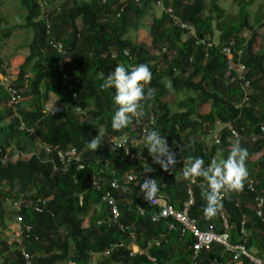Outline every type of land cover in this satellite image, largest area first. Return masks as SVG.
Instances as JSON below:
<instances>
[{
  "label": "trees",
  "instance_id": "16d2710c",
  "mask_svg": "<svg viewBox=\"0 0 264 264\" xmlns=\"http://www.w3.org/2000/svg\"><path fill=\"white\" fill-rule=\"evenodd\" d=\"M18 2L24 11L18 29H27L32 37L25 44L28 53L17 67L16 77L0 55V72L11 74L8 80L19 99L15 110L9 106L7 89L0 85V229L4 234L13 232L9 204L13 216L21 217L24 228L30 224L31 231H26L22 243L0 235V264H26L21 247L33 256L30 264H68L70 260L92 264L94 256H99L97 264H253L247 258L234 262L218 244L193 257L194 237L183 235L179 229L170 230L165 221L152 222L154 209L147 205L139 187L146 173L144 167L151 166L149 174L157 179L158 192L181 208L189 186L181 175L183 161L188 156L201 157L205 164L216 155L225 159L237 140L248 152V175L242 189L227 193L218 214L206 219L203 181L197 178L190 214L205 231L224 232L226 221L231 242L245 240L247 248L263 258L264 207L259 217L255 197H264V136L259 137L264 125V35L250 22L248 8L253 3L238 0L240 11L237 19H231L220 0H165V8H172L182 22L193 25L194 34L174 23L163 9L160 16L153 15L151 44L147 45L134 42L128 32L154 9L155 0ZM121 7L124 10L119 13ZM263 18L264 10L260 21ZM260 26L264 27V22ZM6 30L10 34L0 25L1 42L8 38ZM198 39L213 40L218 45L196 44ZM232 41L234 50L243 51L239 60L248 67L251 79L249 104L242 107H237L244 95L242 84L237 73L229 71L228 58L222 51ZM140 63L149 66L152 78L146 88L154 91L153 97L144 102L141 119L153 115L155 121L149 129L160 130L176 153L178 162L169 171L149 162L153 158L143 143L131 148L136 154L131 158L110 140L136 137L140 129L134 128L136 119L120 131L111 128L117 107L112 99L114 89H101L99 85L117 64ZM166 78L175 92H192L193 97L178 101L177 110L171 109L167 99L170 90ZM76 107L84 113L75 111ZM228 121H235L239 138L224 129L216 143L217 126ZM100 129L104 136L92 151L87 142L99 135ZM254 136L259 137L255 142ZM72 148L86 162L84 168L71 164L67 172L55 171L53 167L61 165L58 151ZM129 175L135 179L128 182ZM95 178L99 187L93 185ZM114 179L119 188H111ZM251 180L254 191L249 188ZM107 192L118 205L119 223L136 233L139 246L160 240L148 250L155 260L147 254H130L126 248L132 240L129 231L107 221L99 224L110 214L109 205L101 202ZM22 194L27 199H46L42 212L28 206L17 212L15 202ZM139 203L145 207L143 214L137 211ZM14 220L17 223L18 217ZM113 243L125 246L105 255Z\"/></svg>",
  "mask_w": 264,
  "mask_h": 264
},
{
  "label": "built area",
  "instance_id": "2783aa9c",
  "mask_svg": "<svg viewBox=\"0 0 264 264\" xmlns=\"http://www.w3.org/2000/svg\"><path fill=\"white\" fill-rule=\"evenodd\" d=\"M141 0H134L135 3H140ZM165 0H155V4L158 7H162L167 10L168 13H170L172 21L174 23L181 25L183 28L190 29V33L194 34V27L193 25H190L186 22H182L177 15L173 13L172 8H165L164 5ZM124 7L120 8V12H123ZM203 44L207 47H212L218 45L213 40L209 39H198L196 41V44ZM234 42L232 41L230 45H226L222 48L223 53L226 54L228 58V68L229 71H234L237 73V77L239 81L242 84V89L244 92L242 103L237 105V107L245 106V104H249L250 100V94H251V81L248 77V67L244 65V63H241L239 60V57H241L243 51L242 50H234L233 48ZM165 50V49H164ZM232 57H234L232 59ZM236 57V58H235ZM235 59V60H234ZM11 74H8V76H5L2 72H0V85L4 86L5 89H7L10 100V105L16 110L17 105L19 102L18 95L16 89H14L12 86H10L9 83V77ZM247 106V105H246ZM53 110H55L53 108ZM84 109H81L80 107H76L75 111H78L80 113H84ZM154 116L150 115L149 119L143 120L141 118L136 119V123L134 124L135 130H139L137 132L136 137H129V136H121V137H113L110 140L113 142V144L116 147L123 148L127 154L130 155L131 158H135L136 154L131 151V148L138 147L141 143H143V136L146 133V131L151 127V125L154 124ZM223 129H228L231 131L232 135L235 138H239V131L234 126V121H228L223 125H218L215 132H214V139L216 143L220 142L219 135ZM261 133L262 136L264 135V125L261 126ZM258 139V137H253V142H255ZM49 150V148H48ZM57 158L60 161L61 165L60 167L58 165H55L53 168L55 171H63L67 172L70 165L75 164L79 168H84L85 163L81 157V155L78 153L76 148H72L69 151L63 152L58 151ZM150 163H153V159L149 160ZM154 178L149 173H144L143 180L146 178ZM163 178V176H161ZM135 177L133 175L128 176V182L133 181ZM156 179V178H154ZM157 180V179H156ZM196 183V182H195ZM191 181H189L188 186V198L184 202L183 207L177 208L172 204V202L169 201L167 196L157 193V195L154 197V199L149 202L146 201L147 205L154 209V212L151 215V220L154 223H159L161 221H165L169 227L170 230L179 229L180 232L184 234H191L194 237V244L192 246L193 251V257H197L200 251L202 250H208L213 244L221 245L226 252L230 254L231 259L234 262L240 261L242 258H247L249 261L253 264H264V258L254 254L251 252L250 249L247 248L245 240L233 243L230 239V233H229V226L227 222L225 221V231L224 232H217L213 230L205 231L202 230L199 227L198 219L194 218L190 214V208L194 205V192H193V184H195ZM93 185L96 187H99L97 178L94 179ZM119 182L114 179L111 182V188H119ZM249 188L254 191L255 187L253 184V181L251 180L249 183ZM46 199L43 198H37V199H27L24 194L21 195V199L18 202H15L16 211H20L23 206L33 207L35 210L42 212L43 207L42 204H44ZM101 202L106 203L109 205L110 208V214L108 218L101 219L99 221V224L105 223L107 221L108 224L118 225V227L127 232L129 231L130 236L132 238L130 244L126 246V248L130 251L131 255L134 254H147L151 260H155L154 257L149 255V248L153 245H159L160 240L158 239H152L147 243L146 247H141L136 243V233L129 229L128 226H125L121 223H119L120 219V211L118 208V205L116 203L115 198L109 193L103 194L101 198ZM255 203H256V213L259 217L263 216V207H264V197L257 196L255 197ZM15 206H13L15 208ZM145 207L143 204L139 203L137 205V211L141 214H143ZM18 220L16 223V227L14 230L15 239L19 243H22V239L24 238V235L26 231H31V225L28 224L24 228L20 221H22L21 217L17 216ZM2 229H0L1 233ZM29 235V234H28ZM124 243H113L109 246V248L104 252L105 255H109L112 251H114L118 247H124ZM21 251L23 252L24 259L26 264H30V260L32 258V255L27 252L24 247H21ZM68 264H76L74 261H69Z\"/></svg>",
  "mask_w": 264,
  "mask_h": 264
},
{
  "label": "clouds",
  "instance_id": "9594fccd",
  "mask_svg": "<svg viewBox=\"0 0 264 264\" xmlns=\"http://www.w3.org/2000/svg\"><path fill=\"white\" fill-rule=\"evenodd\" d=\"M151 78V70L145 63L132 66L117 64L114 70L104 77L99 87L101 89H114L112 99L117 106L111 117V128L113 130L120 131L126 128L133 119L143 117L144 102L151 99L154 95L151 87L146 88L150 84ZM102 136L104 135L100 131L99 135L90 142H87L88 148L95 151L101 143ZM260 136H262L261 128ZM142 139L144 149H147L148 154L153 158L154 164H158L164 171H169L174 168L178 162L176 153L169 146L166 136L162 135L160 130L149 129ZM247 156V149L242 147L237 140L232 143L230 151L223 160L217 161L213 159L205 164V161L201 157L188 156L186 161H183L181 168L182 177L193 183L196 182L197 178L203 181L204 190L201 192V197L204 199L205 205L202 210L206 219H211L218 214L222 207V199L227 193L242 189L243 181L248 175L246 167ZM144 171L150 173L153 171V168L151 166H145ZM139 187L140 191L144 194V199L149 202L154 199L159 191L157 180L154 178L146 177L140 183ZM15 227H13V232L10 231L7 232L8 234H4L1 231L0 235H8L11 241H15ZM254 251L251 249V252L257 254Z\"/></svg>",
  "mask_w": 264,
  "mask_h": 264
},
{
  "label": "rangeland",
  "instance_id": "374dc122",
  "mask_svg": "<svg viewBox=\"0 0 264 264\" xmlns=\"http://www.w3.org/2000/svg\"><path fill=\"white\" fill-rule=\"evenodd\" d=\"M251 1L252 6L248 8V11L250 12V22L251 24H254L256 28L258 29L260 34L264 35V27L260 26L261 23L264 22V18L260 21L259 17L261 12L264 10V0H246ZM58 1L54 3V6H56ZM154 5V3H152ZM220 5L225 9L226 14L231 17V19H237V15L240 11V4L238 0H220ZM46 9V7H44ZM21 8L18 0H0V25L3 26V28H7L10 31V34L8 33V30H6L7 39L3 40L4 45L2 47V51L0 52V55L3 56V58L9 62L11 74L16 77V71L17 67L21 62L23 61L24 57L28 53V49L26 47V43L31 40L32 33L28 31L27 29H18V24L23 23V14L24 11ZM163 9L160 7H157L155 5L154 9L150 12H148L147 15H145L141 20L138 22L137 26L131 28L128 32V37L131 38L136 43H144L147 45L151 44V38L149 36V30H150V24L153 18V15L160 16ZM3 23V24H2ZM9 26V27H8ZM10 35V36H9ZM248 35V33H247ZM234 57H232L233 59ZM236 58V57H235ZM235 60V59H234ZM12 67V68H11ZM165 82L170 90L168 93V101L170 103V107L172 110H177V103L178 101L184 99L187 97H193L192 92L188 91H182V92H175L171 88V83L169 79H165ZM55 107V106H53ZM206 109V108H204ZM100 131L103 134V130L100 129ZM213 139V135H212ZM211 139H209L210 141ZM39 149H37V152ZM215 160L220 161L223 160L221 156L216 155ZM9 210L11 211L9 214V220H11L13 227H15V220L13 216V209L8 204ZM14 220V221H13ZM88 219L85 221V225H87ZM3 239L7 240L10 238L8 235L2 236ZM13 240V238L11 237ZM11 241V240H10ZM99 260V256H94L92 260V264H97ZM65 264V263H63Z\"/></svg>",
  "mask_w": 264,
  "mask_h": 264
},
{
  "label": "crops",
  "instance_id": "0c3cea01",
  "mask_svg": "<svg viewBox=\"0 0 264 264\" xmlns=\"http://www.w3.org/2000/svg\"><path fill=\"white\" fill-rule=\"evenodd\" d=\"M1 43H3V44H4V42H1V41H0V45H1ZM7 234H8V233H7ZM252 251H253V249H252ZM254 252H256V251H254Z\"/></svg>",
  "mask_w": 264,
  "mask_h": 264
}]
</instances>
